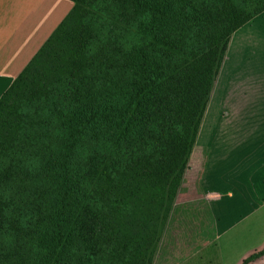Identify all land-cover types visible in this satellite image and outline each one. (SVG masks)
<instances>
[{"label": "trees", "instance_id": "1", "mask_svg": "<svg viewBox=\"0 0 264 264\" xmlns=\"http://www.w3.org/2000/svg\"><path fill=\"white\" fill-rule=\"evenodd\" d=\"M69 1L0 97V264H152L229 36L264 0Z\"/></svg>", "mask_w": 264, "mask_h": 264}, {"label": "rangeland", "instance_id": "2", "mask_svg": "<svg viewBox=\"0 0 264 264\" xmlns=\"http://www.w3.org/2000/svg\"><path fill=\"white\" fill-rule=\"evenodd\" d=\"M23 1L25 3V12L28 4H31V14L28 17L34 18L36 14L35 2L33 0ZM40 18L37 16V19ZM34 21L38 23L37 20ZM245 33L247 39L245 38ZM232 38H243L247 42L248 50L244 52L242 60L246 64L244 68L241 67L240 55L234 56L231 53L229 46ZM263 67L264 11L229 36L211 92V101H214L215 104L219 103L220 111H215L213 118H209L208 115L205 116L203 129L200 126L203 120L200 122L186 165L193 168L192 172L187 174L183 184L184 190L176 191L162 232V240L159 243L152 264H185L184 254H188L191 246L189 243H184V238L188 235V232L186 233L187 230L179 222V214L184 213V207L189 208L188 204L193 198L189 191L198 182L197 174H194V172L199 171V164H203L204 161L203 148L199 146V142L207 141L210 142V146H213L207 160L209 169L206 174V184L209 183L208 185L214 192L219 190V185L216 184L223 170L229 172L226 174L231 180L230 186L232 188L238 187L237 181L232 180H235L239 173L246 171L247 167L252 166L257 150L262 146L264 147ZM222 107L224 108L223 110ZM204 113H208L207 108ZM223 118L225 119L223 120ZM223 128H225L227 134H224ZM256 148L258 149L255 150ZM206 198L216 202L219 199V193L214 194L211 192L206 195ZM207 207V205H204L202 207L192 206L191 208L192 211L201 213L205 212ZM215 210L219 213L218 207ZM257 216L258 219L252 217L245 220L216 242V249L218 253H221L219 255L222 264H242L248 253L256 246L257 240L260 237H264V208ZM220 225L221 221L213 222L211 226L215 234L211 233L209 235H217L219 237L223 231L220 230ZM201 233L202 229L199 228L196 234L200 236V241L203 240L202 235H204ZM262 247H264V244ZM256 255V257L259 256V254ZM202 257H209V260L202 264H218L216 255L205 254ZM187 264H198V259ZM249 264L256 263L252 261Z\"/></svg>", "mask_w": 264, "mask_h": 264}, {"label": "crops", "instance_id": "3", "mask_svg": "<svg viewBox=\"0 0 264 264\" xmlns=\"http://www.w3.org/2000/svg\"><path fill=\"white\" fill-rule=\"evenodd\" d=\"M33 1L35 2L36 14L34 18H30L28 16L31 14V4H28L25 12L23 0H0V97L8 90L15 78L23 71L73 7L72 2L69 0ZM37 16L41 18L37 19ZM34 20H37L38 23ZM262 70L264 72V67ZM210 103L207 109L208 113H204L202 118L203 121L200 125L202 129L205 116L208 115L209 118H213L215 111H217V106H219V103L215 104L214 101H210ZM223 131H225L224 134H227L225 128H223ZM203 142H199V146L203 148L204 157H202L204 161L203 164H199V171L194 172V174H197L198 182L189 191L193 198L188 204L189 208L184 207V213L179 214V222L187 230L186 233L188 232V235L184 238V243H189L191 246L188 254H184V262L187 264L198 259V264L206 263L209 257L202 256L212 254V256L216 255L218 264H222L219 255L221 253H218L216 249V242L245 220L252 217L258 219V213L264 208V147L255 149L258 150L252 166L247 167L246 171L239 173L235 180H232L237 181V189L230 186L231 180L226 174L229 172L223 170L216 184L219 185V190L214 192L208 185L209 183L206 184V174L209 169L207 160L213 146H210V142ZM192 169L189 166L185 167L178 191L184 190V181L187 174H191ZM211 192L214 194L219 193L218 201L212 202V200L206 198V195ZM204 205L208 206L205 212L192 211V206L202 207ZM216 207H218L219 213L216 212ZM215 221H221L219 228L223 231L219 237L217 235H209L211 233L215 234L211 226ZM199 228L202 229L201 234H204L202 235V241L199 239L200 236L196 234ZM263 244L264 237H260L256 242V246L248 253L242 264L247 261V264L252 261L256 264H264ZM258 250L260 251L257 252ZM256 254H259V256L256 257Z\"/></svg>", "mask_w": 264, "mask_h": 264}]
</instances>
